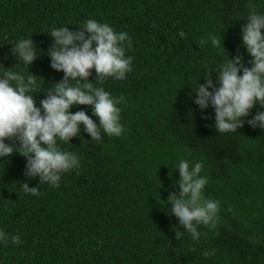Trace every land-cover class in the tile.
<instances>
[{
  "label": "trees",
  "instance_id": "16d2710c",
  "mask_svg": "<svg viewBox=\"0 0 264 264\" xmlns=\"http://www.w3.org/2000/svg\"><path fill=\"white\" fill-rule=\"evenodd\" d=\"M250 9L264 12V0H0V64L34 75L36 106L63 78L47 55L51 27L76 32L91 18L132 41L131 71L96 85L120 99L119 137L89 141L81 124L70 143L59 142L80 167L61 173L55 188L25 176L26 157L16 151L0 160V230L22 239L0 246V264H264V130L247 123L264 107L254 105L236 132L218 133L213 109L202 114L193 102L206 65L241 55L249 66L240 30ZM19 38L39 50L29 68L11 52ZM88 79L95 82L94 69ZM81 109L98 123L91 106L69 110ZM180 159L201 162L203 195L219 201L215 225H198L196 240L164 205L179 194Z\"/></svg>",
  "mask_w": 264,
  "mask_h": 264
},
{
  "label": "clouds",
  "instance_id": "9594fccd",
  "mask_svg": "<svg viewBox=\"0 0 264 264\" xmlns=\"http://www.w3.org/2000/svg\"><path fill=\"white\" fill-rule=\"evenodd\" d=\"M247 22L241 26L242 46L251 56L249 66L242 62V56L221 59L206 65L203 83L195 82L193 102L203 110L213 109L214 127L218 133L236 132L242 126V117H247L254 105L264 107V12L250 9L245 16ZM46 33L52 38V46L47 50L50 67L63 72V78L46 90L39 106L33 93L41 88L34 75L5 68L0 64V160L7 159L13 151L26 157L24 175L37 177L41 183L58 187L61 173L77 171L79 157L74 152L64 150L59 142H69L77 136L80 125L90 137L89 141H100L102 135L119 137L123 126L120 123V99L113 97L103 87L96 86L106 78L122 80L131 71L132 57L126 55V47H132L131 38L124 31H116L107 23L95 19H85L79 30L72 32L67 26L51 27ZM87 34V35H86ZM178 35L183 38L181 31ZM201 44L205 41L201 40ZM213 47L218 44L210 38ZM11 52L15 59L28 66L39 54L31 38H19ZM95 70V82L89 80L91 70ZM216 73L215 82L209 72ZM74 82V83H73ZM91 106L92 115L84 110L71 112V106ZM247 123L264 130V111L252 115ZM11 140V144L6 143ZM174 169L179 171V179L174 183L179 194L169 193L166 203L170 212L178 219L192 240L201 233L197 226L213 227L218 218L219 201L205 198L203 189L207 177L199 175L200 161L191 163L180 159ZM171 175V173H170ZM25 193L38 196L39 187L20 183ZM179 239L180 233L175 232ZM22 244L20 234H9L0 230V246ZM214 249L201 252L202 256L214 254Z\"/></svg>",
  "mask_w": 264,
  "mask_h": 264
}]
</instances>
